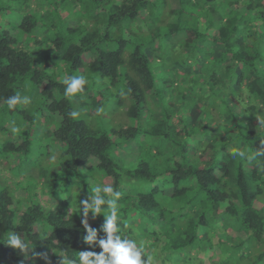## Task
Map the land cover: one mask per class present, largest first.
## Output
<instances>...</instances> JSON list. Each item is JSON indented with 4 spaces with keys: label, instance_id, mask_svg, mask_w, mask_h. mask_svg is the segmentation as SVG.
Returning a JSON list of instances; mask_svg holds the SVG:
<instances>
[{
    "label": "trees",
    "instance_id": "1",
    "mask_svg": "<svg viewBox=\"0 0 264 264\" xmlns=\"http://www.w3.org/2000/svg\"><path fill=\"white\" fill-rule=\"evenodd\" d=\"M29 5L18 26L0 20V110L19 111L27 128L5 123V132L19 135L1 138L7 158L0 160L10 164L13 178L35 180L40 196L54 203L46 208L29 186L17 180L14 187L6 185L3 176L0 264H60L63 257L79 264L81 251L101 252L97 242L84 240L85 227L97 231V240L105 238L109 209L105 204L95 217L91 210L85 217L79 206L85 197L73 192L78 186L89 198L101 184L120 193L118 235L132 236L147 255L157 257L162 244L163 259L170 261L175 252L178 264H259L264 259V0H31ZM44 45L51 53L42 59ZM162 54L166 66L155 70L152 60L162 63ZM57 66L71 75L81 71L94 82L122 81L130 99L127 115L136 125L100 131L73 118V97L65 96ZM29 85L39 93L35 111H20L21 104L10 109L7 99L23 97ZM91 92L89 102L102 116L110 99ZM122 102L119 98L118 106ZM145 113L151 118L148 128L140 120ZM41 117L53 119L46 132L56 140L59 157L15 173L20 162L11 156L30 149L29 135ZM141 131L147 158L124 170L113 152L132 151L129 145ZM11 232L28 248L7 245Z\"/></svg>",
    "mask_w": 264,
    "mask_h": 264
},
{
    "label": "rangeland",
    "instance_id": "2",
    "mask_svg": "<svg viewBox=\"0 0 264 264\" xmlns=\"http://www.w3.org/2000/svg\"><path fill=\"white\" fill-rule=\"evenodd\" d=\"M23 1L24 0H0V7L4 8V10L0 9V20L8 21V22L11 20V22H13L14 25L18 26L19 23L22 21V18L25 15V12L28 10L27 8L28 5L31 2V0L30 1L25 0L24 3ZM30 7L31 6L29 5V9ZM63 11L64 10H62L61 13ZM138 24L141 25L143 23L138 21ZM146 30H147L146 27H144L142 28L141 32H146ZM45 48L46 46L44 45L41 51L35 48H33L32 51L34 53L35 51L41 52L42 59H44V57L47 58V54L49 52L51 53V51H48ZM161 57L163 59L162 63H157L156 61L152 60V65L155 70H157L158 68H164L166 66L165 64L167 63V55L162 54ZM54 72L60 75L61 80L64 77H70L73 75H82L80 74L81 71H78L77 74L75 73L71 75L68 70H64V68L62 67H60V70H59L58 66L54 68ZM86 79L88 81L87 83L88 89L84 90L82 93H77L75 96H73L74 111H77L79 113L78 117H76L77 119L84 120L86 124L90 126L92 129L100 130V131H112L114 128H119L122 125H126V126L136 125V121L133 122V120L131 118H128V115H127V109H128V106L130 105V99H129V96L125 94L126 90L122 89L123 88L122 81L113 85L111 78H98L96 79L98 81H95V82L93 81V79H89L88 77H86ZM26 80L28 81V78H26ZM92 90L101 91L102 93H104V97H106V99H110L109 101L110 104L107 105V108H106L107 111H104L102 116L98 114V112L94 109V107L89 102L90 99L88 98L90 97L89 95L92 94L91 92ZM22 95L27 96L29 98V102L21 104L22 110L20 111H25L27 113L26 110L32 109V112H34L35 109L37 108V101H38V95H39L38 91L34 88V86L29 85V86L23 87ZM119 98H122L123 100L122 103H124L121 106H118ZM22 117L24 116L19 111L14 112V113L12 112L3 113L0 110V157L7 158V153L4 152L2 149L4 146V143L8 141V139H11L14 135H19L17 133V130L27 129L25 128L24 125H22V122H20V119ZM150 119L151 118H148L146 113L144 114V116L140 118V120L144 121L145 123L149 121ZM13 122L16 123V128L18 127L17 130H15V133H13L12 131L13 129H11L9 133L5 132L3 130V126L5 125V123L12 124ZM52 124H54L53 119H47V118L41 117V119L36 120V122L34 123V129L31 131L29 135L30 142H31L30 149L25 153H14L13 156H11L13 160L20 162V167L18 168V170L13 169L15 173H18V172L25 173L27 172L26 170L32 169L33 167L39 164L42 165L43 163H45V165H49L51 158L56 159L57 157H59V149H58L56 140L51 135L48 136V133L46 132V131H49V132L51 131V128H53ZM26 126L28 125L26 124ZM145 126L148 128L149 122L146 123ZM144 137H145V134L143 131H141L136 136V139L134 140L135 142H133V145H131L130 143L129 147L132 150L130 152L129 150L127 151L123 150L121 147H119V149H116L115 152H113L114 158L118 161L122 169L124 170L125 169L127 170L135 169L136 166L138 165V160L140 161L141 158H147V155H145V153H141V151L147 150L143 148L144 140H145ZM1 138L5 139V142H2ZM147 146L151 147L152 143H147ZM136 151L139 153L136 154L135 153ZM60 163H61V158L58 161L59 167H60ZM8 166H10V164L5 159L0 160V181L2 180L1 182L5 183L3 180V176L9 179L7 184L6 183L5 184L11 185L12 187H14L15 182L21 181L20 185L30 187L31 195L33 193H38L39 197L42 198L41 201L43 205L46 208H50L51 206H53L54 202L51 197L46 199L40 196L41 190L37 189L35 180L26 179L22 175H20L16 179L13 178V175L10 172V170H7ZM1 168H2V172H1ZM32 172L36 176H39L37 169H34ZM54 174L56 178L59 181H61L60 171H55ZM79 174H81V172ZM100 177L101 176L98 174L97 179H99ZM14 180H17V181H14ZM103 186L104 185L101 184V188H103ZM73 192L76 195H79V196L82 195L83 197H85L84 201L88 199L87 195L85 196L83 191L78 186H74ZM77 198L79 197H76L75 199ZM77 202L79 203V199L77 200ZM81 205L82 204H79V206ZM263 206L264 204H262L261 207ZM129 228H131V226ZM129 238L132 240H136L132 238V236ZM92 243H94V241ZM251 245L253 246L254 244H251ZM160 246L162 247V244L157 246L158 256L157 257L156 255L153 256V260H152L153 264H178L176 260H173V255L175 254V252H171L170 261L164 260L162 254L159 253ZM259 264H264V259L260 260Z\"/></svg>",
    "mask_w": 264,
    "mask_h": 264
},
{
    "label": "clouds",
    "instance_id": "3",
    "mask_svg": "<svg viewBox=\"0 0 264 264\" xmlns=\"http://www.w3.org/2000/svg\"><path fill=\"white\" fill-rule=\"evenodd\" d=\"M61 82L66 85L64 93L66 97H73L77 93H82L85 89V85L88 83L84 75L64 77ZM28 102L29 98L27 96L22 97L19 94L13 95L7 99V104L10 109L18 104ZM70 115L76 118L79 113L77 111H72ZM260 123L264 124V120H261ZM239 155L243 156L244 153L240 152ZM94 192L96 195L89 197L88 200L82 201L83 215L87 217L89 210H91L95 217L103 211L101 206L106 204L109 209V214L105 215V221L102 225V230L106 233V237L97 240V231L86 224L85 229L89 234L84 237V240L86 242H97L102 251L98 254L93 251H81L79 255V264H152L153 257L147 255L142 244L138 246L135 240L122 239L121 236L118 235L117 200L120 197V193L114 191L113 187L110 185L103 186V188L96 187ZM101 192L106 195H100ZM89 201H91V203ZM84 223H86V219ZM4 242L13 249H18L20 251H24L28 248L27 243L21 238V235L15 232L9 233ZM21 264H23V262H21ZM60 264H76V262L69 261L66 257H63Z\"/></svg>",
    "mask_w": 264,
    "mask_h": 264
}]
</instances>
